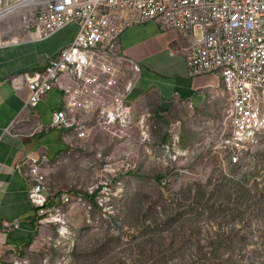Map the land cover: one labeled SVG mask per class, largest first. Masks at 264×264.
Masks as SVG:
<instances>
[{
    "label": "rangeland",
    "instance_id": "obj_1",
    "mask_svg": "<svg viewBox=\"0 0 264 264\" xmlns=\"http://www.w3.org/2000/svg\"><path fill=\"white\" fill-rule=\"evenodd\" d=\"M226 107L220 98L150 111L151 153L138 125L117 137L93 131L69 147L46 177L66 231L42 224L7 264H264V133L242 166L221 165L213 149Z\"/></svg>",
    "mask_w": 264,
    "mask_h": 264
},
{
    "label": "built area",
    "instance_id": "obj_2",
    "mask_svg": "<svg viewBox=\"0 0 264 264\" xmlns=\"http://www.w3.org/2000/svg\"><path fill=\"white\" fill-rule=\"evenodd\" d=\"M19 11L30 12L22 16L28 41L77 25L73 41L48 60L41 73L11 81L14 90L23 84L29 89L26 107H36L52 89L58 91L62 107L52 111L50 125L66 130L69 147L75 146L72 138L84 141L95 130L117 137L138 125L140 141L152 152L155 114L139 112L127 102L134 89L129 74H137L139 68L119 46L124 30L150 21L161 30L176 29L190 37V77L217 74L222 79L216 96L224 98L227 107L223 132L213 149L221 165L242 166L259 144L264 133V0H0V21ZM177 139L173 134L172 142ZM160 147L168 156L171 144ZM28 163V199L38 211L39 223L65 229L66 215L49 204L48 189L36 178L40 166H51L48 159ZM169 181L163 178L162 186ZM82 200L79 194L78 203ZM60 201L67 204L70 198L63 195Z\"/></svg>",
    "mask_w": 264,
    "mask_h": 264
},
{
    "label": "crops",
    "instance_id": "obj_3",
    "mask_svg": "<svg viewBox=\"0 0 264 264\" xmlns=\"http://www.w3.org/2000/svg\"><path fill=\"white\" fill-rule=\"evenodd\" d=\"M29 14V11H19L0 21L2 264L12 262L19 252L31 247L42 230L38 211L28 199L29 160L48 159L51 166L47 169L40 166L36 177L46 187V177L69 148L64 139L66 130L50 125L52 111L62 107L58 91L52 89L36 107H26L29 89L23 84L19 90H14L11 81L15 77L41 73L48 60L73 41L77 25L71 23L46 39L28 41L22 16ZM190 41V37L181 35L176 29L161 30L153 21L124 30L119 37L120 49L139 68L137 74H129L134 79V89L127 102L139 112H156L166 111L162 108L165 102L169 103V108L177 105L206 107L219 100L216 96L222 89L219 75L190 77L188 74L186 56ZM71 142L75 145L85 140L72 138Z\"/></svg>",
    "mask_w": 264,
    "mask_h": 264
},
{
    "label": "water",
    "instance_id": "obj_4",
    "mask_svg": "<svg viewBox=\"0 0 264 264\" xmlns=\"http://www.w3.org/2000/svg\"><path fill=\"white\" fill-rule=\"evenodd\" d=\"M169 103L168 102H165L164 104H163V106H162V108L164 109V110H167L168 108H169Z\"/></svg>",
    "mask_w": 264,
    "mask_h": 264
},
{
    "label": "bare ground",
    "instance_id": "obj_5",
    "mask_svg": "<svg viewBox=\"0 0 264 264\" xmlns=\"http://www.w3.org/2000/svg\"><path fill=\"white\" fill-rule=\"evenodd\" d=\"M66 231V229H63L62 232L64 233Z\"/></svg>",
    "mask_w": 264,
    "mask_h": 264
},
{
    "label": "trees",
    "instance_id": "obj_6",
    "mask_svg": "<svg viewBox=\"0 0 264 264\" xmlns=\"http://www.w3.org/2000/svg\"><path fill=\"white\" fill-rule=\"evenodd\" d=\"M49 204H50V201H49Z\"/></svg>",
    "mask_w": 264,
    "mask_h": 264
}]
</instances>
